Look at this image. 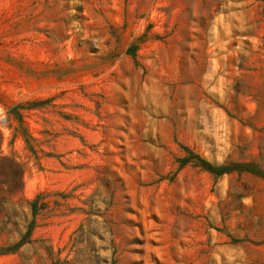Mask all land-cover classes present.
<instances>
[{
	"label": "rangeland",
	"instance_id": "1",
	"mask_svg": "<svg viewBox=\"0 0 264 264\" xmlns=\"http://www.w3.org/2000/svg\"><path fill=\"white\" fill-rule=\"evenodd\" d=\"M0 264H264V0H0Z\"/></svg>",
	"mask_w": 264,
	"mask_h": 264
},
{
	"label": "trees",
	"instance_id": "2",
	"mask_svg": "<svg viewBox=\"0 0 264 264\" xmlns=\"http://www.w3.org/2000/svg\"><path fill=\"white\" fill-rule=\"evenodd\" d=\"M199 159H200V163H201L199 165H202V167L204 169L210 171L211 173L220 174V173L225 172V167L224 166H222V165L215 166V165L209 163L208 161H206V160H204V159H202L200 157H199ZM186 161H187V159H186Z\"/></svg>",
	"mask_w": 264,
	"mask_h": 264
}]
</instances>
